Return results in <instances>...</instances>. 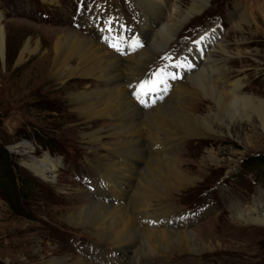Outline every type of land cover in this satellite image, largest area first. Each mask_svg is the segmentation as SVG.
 I'll use <instances>...</instances> for the list:
<instances>
[{"label":"rangeland","instance_id":"1","mask_svg":"<svg viewBox=\"0 0 264 264\" xmlns=\"http://www.w3.org/2000/svg\"><path fill=\"white\" fill-rule=\"evenodd\" d=\"M109 2L112 3L110 20L107 9L99 8L109 7ZM100 3V0H53L47 5L42 0H0V26L4 32L3 56H0V264H55L52 261L77 256L86 260L85 250L94 253L98 246L110 249L82 229L67 224L65 218L78 214L87 205V197L91 198L88 196L90 175L94 171L100 178L105 176L99 170L103 162L116 161L128 168L120 155L110 152L115 141L101 139L107 148L98 149L85 144L80 136L99 129L105 134L112 124L122 122L98 119L91 123L78 114L77 108L83 106L70 103L72 97L87 92L95 96L106 86L90 78H79L75 64L63 63L65 73L59 74L60 80L50 77L51 46L56 31L77 33L117 58L124 51L116 49L128 43L110 37V29L120 18L130 30V39L143 32L139 25L142 13L134 0ZM247 6L251 10L245 9ZM98 13L103 17L98 19ZM243 13L248 15L246 22L239 20ZM211 29L217 31V43H222L228 53V56L211 53V65L218 63L220 68L217 73L211 72L212 66L205 69L216 86L220 89L239 80L241 96L264 101V0H210L202 13L190 18L176 33L172 45L162 54L154 53L153 46H149L131 56L152 51L143 63L130 60V65L136 66L134 77L141 65L161 55L167 62L159 61L144 72L148 78H155L156 68L164 69ZM26 42L34 51L17 64ZM237 52L240 55L236 57ZM122 61L127 65L125 59ZM123 72H119L122 85ZM132 78L126 71V85ZM179 98L174 91L161 105L176 107ZM196 100L195 108L200 114L214 115L207 102ZM190 101L189 97L182 98L180 106L188 111L191 107L186 104ZM245 113H236L235 124L229 130L215 124V133L199 132L197 137L190 138L149 127L141 117V146L149 161L162 156L178 159L179 170L189 178L183 188L177 189L181 183L173 187V182L168 184L166 180V188L158 190L165 197L161 203L164 208L176 210V218L164 213L167 220L174 219L178 225L183 219L187 221L183 230L196 236L199 250L203 249L201 245L208 248L196 255L175 252L167 254V259H148L150 264H264V227L246 224L230 213L234 205L244 209L259 201L264 206V131L255 115ZM164 136L169 140L162 146L172 147L167 155L154 150ZM20 144L30 146L31 153L25 155L14 150ZM209 153L217 158L218 164L208 162ZM44 155L60 163L55 176H49L51 183L35 177L23 166L24 162ZM152 205L155 208L157 204ZM157 226L156 223L146 229ZM171 229L179 231L176 227Z\"/></svg>","mask_w":264,"mask_h":264},{"label":"bare ground","instance_id":"2","mask_svg":"<svg viewBox=\"0 0 264 264\" xmlns=\"http://www.w3.org/2000/svg\"><path fill=\"white\" fill-rule=\"evenodd\" d=\"M42 1L48 5L53 0ZM209 1L134 0L136 8L142 13L139 25L143 32L130 39V30L122 18L110 29V37L117 38L119 43L128 42L125 47H120L119 50L124 51L121 58L125 59L127 65L122 64L121 58L112 56L92 40L68 30L56 31L51 46L53 57L50 65V77L57 81L60 80L59 74L63 76L65 73L62 67L63 63L65 65L75 64L79 78H90L106 86L105 89L98 90V94H95V96H91L92 93L88 92L73 96L70 103L82 104L83 106L77 108L78 114L80 113L84 120L86 119L91 123L98 119L122 122L119 125L112 124L105 134L101 129L82 134L80 136L81 140L85 144L98 149L107 148L106 144H101V139L115 141L110 148V152L120 155V159L123 162L125 161L128 168H124L120 162L117 163L116 161H112L110 164L103 162L99 166V170L100 174L105 176H101V178L92 168L93 175H90L91 190L88 193L91 198L87 197V205L78 214H71L65 218L67 224L82 229L102 245L110 246V249H103L98 246L99 250L94 253L85 250V256L83 257L85 259L88 257L87 261L77 256L71 258V260L63 258L52 261V263L150 264L148 259L155 260L159 258L163 260L166 256H169L167 254L181 252L185 255H196L208 249L206 246L201 245L203 249L199 250L200 248L198 249V245L195 243L196 236L194 237L191 233L183 230L185 226L183 224L187 221L183 219L181 224L178 225L174 219L169 218L170 220H167L168 215L164 213L174 215L176 218L174 212L176 210L171 207L164 208L161 203L165 197L161 196L158 190H162L163 187L166 188L164 186L166 180L167 183L173 182L171 186L181 183L182 186L178 185L177 189L183 188L189 178L179 170L178 159L162 156L155 159L151 158L152 160L149 161L146 150L141 146L143 136V131L141 136V117L149 127L162 129L169 134L187 135L190 138L197 137L199 132L205 134L215 133V124H218L219 127L224 126L226 130H229L235 124L234 116L236 113L248 111L256 116L264 131V101L260 100L261 98L255 100L252 99L253 97L241 96L242 85L239 80L219 89L214 79L205 71V69L213 67L211 65V53L219 52L224 56H228L222 43H217L218 33L215 29L206 30L205 33L192 42L191 49L178 54L174 61L167 63L164 69L156 68V71L154 70L155 78L145 76V70L150 69L151 66H157L159 61H166V58L160 57L161 55L151 57L150 61L141 65L139 73L135 77L133 71L136 66L130 65V60L136 64L143 63L148 54L152 52L151 50L143 55L139 54L138 57L131 56L137 55L149 46H153L154 53L162 54V51L172 45L176 33L190 18L202 13L207 8ZM100 2L102 4L105 0H100ZM111 4L109 2V7L105 8L99 6L101 9H107L108 20L111 19L109 12L112 8ZM184 5H187V7ZM249 7L247 6L245 9L251 10ZM98 9L96 7V11ZM166 10H168L167 13ZM247 16L244 13L241 14L239 16L240 22H246ZM102 17V13L97 14L98 19ZM133 41L137 43L133 45ZM3 49L4 32L2 26H0L1 57L3 56ZM155 49H158V51ZM33 51V49H30L29 43L26 42L16 63L23 62L26 56L28 58ZM239 55V52L235 53L236 57ZM217 66L218 63L214 65L211 72L217 73L220 69ZM122 70H124L122 82L125 88L120 84L121 75L119 72ZM126 71L131 76L133 75L127 85L124 79ZM227 88H229L228 93ZM174 91L180 96L177 106L161 105ZM188 97L191 101L186 105L191 108L187 111L183 106H180V99L185 100ZM196 99L207 102L214 115L200 114L199 110L195 108L197 105ZM166 132L163 134L166 135ZM164 137L161 138V145L154 148V150L167 155L172 152V147L171 145L169 147L162 146L167 144L169 140L168 136ZM117 138L121 140H117ZM29 147L20 144L15 146L14 150L24 152L26 155L30 152ZM144 155L146 156L145 163H143L145 161ZM216 159L209 153V163L218 164ZM23 166L33 172L35 177L51 183L52 179L49 176H55L54 174L60 167V163L59 160L44 155L35 161L24 162ZM167 189L172 191V188L168 185ZM152 203L157 204L155 208H153ZM165 209L167 210L164 211ZM230 213L246 224L264 227V206L259 201L251 206L246 205L244 209L234 205ZM160 216L161 220L159 221ZM139 220L141 224H139ZM156 223L158 224L157 227L146 229ZM173 227L178 228L179 231L176 232L175 229H171Z\"/></svg>","mask_w":264,"mask_h":264},{"label":"snow or ice","instance_id":"3","mask_svg":"<svg viewBox=\"0 0 264 264\" xmlns=\"http://www.w3.org/2000/svg\"><path fill=\"white\" fill-rule=\"evenodd\" d=\"M136 43H137V42L133 41V45H135ZM116 50L119 51L120 49L117 48ZM138 98H139V96H138ZM141 103H143V101H141Z\"/></svg>","mask_w":264,"mask_h":264}]
</instances>
